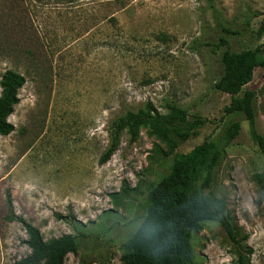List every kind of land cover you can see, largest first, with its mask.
I'll list each match as a JSON object with an SVG mask.
<instances>
[{"label": "rangeland", "instance_id": "obj_1", "mask_svg": "<svg viewBox=\"0 0 264 264\" xmlns=\"http://www.w3.org/2000/svg\"><path fill=\"white\" fill-rule=\"evenodd\" d=\"M0 0V83L7 71L26 79L0 136V264L29 255L14 212L49 241L77 238L65 264H123L125 244L143 223L151 188L168 174L176 153L206 140L220 141L235 122L239 137L226 148L210 197L220 200L264 264V149L245 116L227 115L231 97L214 89L221 76L220 49L201 48L225 35L219 23L241 30L226 36L235 52L264 47V0ZM256 92L257 129L264 138V69L244 88ZM1 95V86H0ZM154 104L160 114L175 103L198 134L171 153L140 131L124 132L111 160L100 159L109 127L127 111ZM199 264H236L237 251L220 223L192 236Z\"/></svg>", "mask_w": 264, "mask_h": 264}, {"label": "trees", "instance_id": "obj_2", "mask_svg": "<svg viewBox=\"0 0 264 264\" xmlns=\"http://www.w3.org/2000/svg\"><path fill=\"white\" fill-rule=\"evenodd\" d=\"M214 8V1L207 0ZM225 35L216 42L202 43L201 48L214 47L222 51L223 72L215 81L214 89L231 97L225 108L227 115L240 113L245 116L253 139L264 149V138L257 129L256 92L244 89L254 78L257 68L264 69V47L235 52L226 36H239L241 30L229 29L219 23ZM264 34V24L259 30ZM26 79L14 71H7L1 79L0 136L11 135L15 127L9 121L19 104V92ZM168 113L162 115L153 103L148 102L137 111H127L109 127V145L102 154L100 164L108 163L120 146L122 133L130 136L132 143L140 131L149 133L166 143L171 153L181 144L198 134L204 122L192 120L189 112L175 103L167 105ZM241 124L235 122L223 137L224 143L206 140L187 154L176 153L168 174L155 184L145 204L146 216L140 228L125 244L123 264H199L194 255L192 236L205 223H220L237 251L236 264H251L254 250L248 246L249 235H240L231 222L224 204L208 195L215 172L229 147L240 135ZM264 183V174L258 175ZM11 222L22 224L27 234L30 253L16 264H65L68 255L77 252V238L66 235L49 241L23 217L14 212L11 195L8 196Z\"/></svg>", "mask_w": 264, "mask_h": 264}]
</instances>
